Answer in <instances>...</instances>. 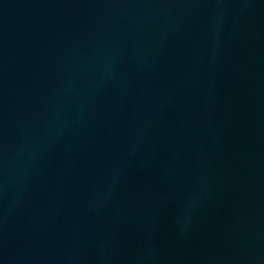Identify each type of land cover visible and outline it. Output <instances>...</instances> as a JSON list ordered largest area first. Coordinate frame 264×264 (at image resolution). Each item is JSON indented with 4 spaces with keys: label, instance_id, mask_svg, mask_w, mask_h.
<instances>
[{
    "label": "water",
    "instance_id": "obj_1",
    "mask_svg": "<svg viewBox=\"0 0 264 264\" xmlns=\"http://www.w3.org/2000/svg\"><path fill=\"white\" fill-rule=\"evenodd\" d=\"M0 264H264V0H0Z\"/></svg>",
    "mask_w": 264,
    "mask_h": 264
}]
</instances>
